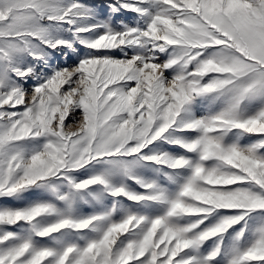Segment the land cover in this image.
Segmentation results:
<instances>
[{"label":"snow or ice","instance_id":"snow-or-ice-1","mask_svg":"<svg viewBox=\"0 0 264 264\" xmlns=\"http://www.w3.org/2000/svg\"><path fill=\"white\" fill-rule=\"evenodd\" d=\"M0 264H264V0H0Z\"/></svg>","mask_w":264,"mask_h":264}]
</instances>
